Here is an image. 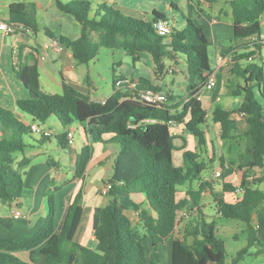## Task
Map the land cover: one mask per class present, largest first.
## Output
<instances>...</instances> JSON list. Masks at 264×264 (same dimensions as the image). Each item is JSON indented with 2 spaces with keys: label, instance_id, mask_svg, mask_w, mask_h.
Masks as SVG:
<instances>
[{
  "label": "trees",
  "instance_id": "trees-1",
  "mask_svg": "<svg viewBox=\"0 0 264 264\" xmlns=\"http://www.w3.org/2000/svg\"><path fill=\"white\" fill-rule=\"evenodd\" d=\"M197 1L210 6L216 2ZM54 2L61 12L73 16L81 26L79 37L60 35L57 38L79 64H88L104 46L125 50L133 61H138L144 53L149 54L156 75L169 71V61L178 64L184 59L188 74L195 76L196 81L188 86L187 100L154 106L117 90L113 74V94L104 101H96L65 80L62 93L43 90L38 64L21 61L14 69L27 96L17 101L18 108L41 124H46L52 116H56L64 128L77 121L89 140L77 155L75 178L84 177L94 143L115 145L118 151L112 161V173L103 182L111 183L112 189L107 194L109 202L97 214L95 247L68 237L82 190L72 199L63 229L58 232L61 214L55 194L49 192L60 191V187L50 183L44 191L49 203L45 222L31 235L0 234V264H158L162 247L174 236L170 264H226L225 241L217 237V222L209 219L202 205L203 193L209 190L221 217L246 224L248 244L237 252L231 264L242 260L251 246L264 244V190L259 188L264 182V59L262 55L257 61L249 59L253 53L264 52L260 36L257 40L250 38L263 34L264 0L229 2L232 38L237 46L231 48L234 64L227 79V89L231 96L243 100L233 109L218 104L211 113L221 139L236 138L238 126L233 113L243 114L246 134L250 138L248 154L252 159L240 183L245 192L233 200L226 197L237 186L226 182L223 175L220 178L210 176L193 188L208 165L200 160L201 155L196 149L207 145L205 125L208 122V111L196 94L213 73L209 53L213 42L204 25L186 17L183 28L172 26L170 35L166 36L158 33L155 24L167 17L156 11L155 21L150 22L122 14L97 0ZM8 21L25 24L28 27L26 34L39 30L36 6L32 2L10 3ZM47 34L55 37L50 31ZM87 82L91 85L89 74ZM145 83L158 90L149 81ZM167 95L170 102L175 101L172 91ZM171 122L181 125L183 131L194 137L195 150L186 149V139L183 146H175V139L184 137L172 131ZM33 133L31 124L0 104V200L9 205L20 206L23 198V168L30 159L24 156L17 162L15 154L25 151L28 146L25 136L32 137ZM60 138L69 142L66 131ZM48 139L49 136L40 135L34 140L36 144L30 145H42ZM174 149H184L183 166L175 164ZM249 176H253L252 180ZM219 179L222 180L220 192L213 187L214 183L219 184ZM182 186L189 187L184 196H180ZM120 191L144 197L145 208L133 204L135 211H139L136 222L125 213L127 207L120 201ZM190 204L191 212L180 217L181 211L188 210ZM149 247L152 249L150 256ZM22 252L29 253L28 259L21 256Z\"/></svg>",
  "mask_w": 264,
  "mask_h": 264
},
{
  "label": "crops",
  "instance_id": "crops-1",
  "mask_svg": "<svg viewBox=\"0 0 264 264\" xmlns=\"http://www.w3.org/2000/svg\"><path fill=\"white\" fill-rule=\"evenodd\" d=\"M111 1L113 0H104L106 4ZM230 1L231 0H216V2L211 6L205 2H199L197 0H195L193 3H189L190 6L191 4H193V7L191 6V10H195L192 12L193 19L197 23H201L204 25L206 34V30H208L209 28L211 32V36L209 37L212 39L215 51V56L212 57L211 50L209 48L210 62L213 69L212 74H215L217 83L215 87L211 89L202 87L200 91L196 94L208 111V119L209 116H211V113L215 106L221 104L223 96H230L227 89V79L230 75L231 64H233L234 61H229V63L225 62L221 64V61L219 60L220 58H231V56L234 55V52L233 50H231V48L235 49L237 46V42L232 37L228 42H226L224 41L225 39H223L222 41L220 36L223 30L226 29V27L232 29L233 34V20H231V22H227V20L224 19L226 18V16H231L229 3ZM114 3L119 8H121V10H123L125 15L150 22L155 21V11L161 14H165L167 20L170 21L168 13L171 10L174 11L179 8L177 0H114ZM50 4L51 3L49 2L48 6L46 7H43L41 4H38L40 6L39 8H36L39 30L37 34H35V36H30V34L29 36H27V34L8 35L10 36L9 46L12 52L13 59H18V65L21 61H28L29 63L36 62L38 64L40 72L41 88L45 91H49L52 93L60 92V90H63V80H65L78 91L90 94L93 100L104 101L108 97H104L102 99L95 98V91L93 90L94 86L90 85L87 82V75L89 74L87 66L85 64H79L73 58L71 51H69L68 49L64 48L62 52H58L52 47L51 38L53 37H50L47 34V31L52 32L55 35L54 38H58L60 35L66 34H63L62 31L61 33H58L56 30H54V25L56 22H58L59 16H54L53 12L48 10L49 8L47 7H49ZM263 17L264 14L262 16V19ZM196 18L198 19L196 20ZM0 19L9 20V15L7 17H0ZM170 23L172 24V26L175 27H177L178 24L180 26L178 28L180 29L183 28L185 25V21L183 23H179L176 17L175 22L173 23L170 21ZM41 32L44 33L45 36L39 39L38 35ZM80 33L81 29L79 34H76L74 35L75 37L71 38L79 37ZM6 36L7 35H3L2 37V42L4 44L3 50H1L0 52V72L3 73V79L5 80L4 82L0 80V104L3 107L12 110L16 116H18L27 124H31L33 122L32 117L21 111L17 106V101L27 96L25 88L23 86H20L21 84L19 83L17 89L13 91L8 81L5 69H3V65L5 64V52L8 49L5 46ZM241 52L242 51H240L239 53ZM149 57L150 56H148L146 53L142 54L138 61H133L134 69L131 75H121L139 80L142 86L149 88L145 83L147 80L153 86L157 87L158 90L165 92L172 91L175 96H177L178 94L176 93L177 88L181 90H187L189 84L195 83V76H189L187 68L185 72L184 70L180 71L181 69H183H180V67L181 61H185L184 59H181L178 64H175L170 61L168 62L170 68H178V70H174L173 72L167 71L160 75H156L155 64L153 60H150ZM150 61H152V66L149 65ZM48 62H51L56 67L57 71L61 74V80L58 79V76L55 74V72L51 70ZM18 65L14 64L13 66H15L16 68ZM149 67L151 71H149ZM180 74L182 76H180ZM41 81L46 82V87L45 85L43 87ZM4 83H9V87H5ZM179 100L180 98H176L175 101H172L169 104L175 103ZM185 100H187V97ZM242 100V97H240L238 103L236 104V100L231 99L229 106L226 108H236L242 102ZM233 118L237 121L241 118L244 119L238 113H233ZM242 122H244L245 124V121L242 120ZM46 125L52 129L51 126H49L48 124ZM172 127H175L176 129L174 133L183 136V128L181 125H172L171 129ZM212 128H215V131L219 132L217 124H215ZM52 131L53 134L49 136L48 141L44 144H37L33 146L30 145L32 148H29L28 155L26 156L30 159V163L26 166L27 170L25 169V175L27 176L26 184H24L23 189V193L25 195L20 201V206L14 204L12 209L9 211L10 213L8 215H5L4 217L0 215V234L9 235L13 237H22L30 235L27 233L30 229H33L35 227V220L41 218V214L46 213V200L43 194L48 185L50 183H53L54 186L60 187V191L58 192L61 193L64 198V202L62 203L64 210L62 213L60 210V200L57 203L58 211H60L61 214L59 215L58 219L57 231H62L66 216L70 209V203L72 202V199L74 198L75 194L79 190H82V198L80 203L76 207L74 219L70 231L68 233V237L72 241H76L82 245L94 247V230L97 214L99 212V209L109 202V197L101 193V188L104 184V180L109 178L112 173V161L115 157L116 152L118 151V147L115 145L104 143L96 144V146L93 145L94 153L90 162L88 163L84 177L75 178L74 175L77 155L81 151L82 147L89 143V140L87 139L86 134L84 132V140L82 142L83 145H80L81 147H77L75 141H73V143H66L64 138H60L62 132L60 134H56L53 129ZM64 131L67 132L68 129H65ZM53 137H55V142H52ZM208 137L209 136L207 135V146L210 145ZM193 141L195 143V140ZM98 151H101V154H99ZM17 160L20 161L21 159L19 160L16 157V161ZM98 166H102L103 169L108 170V175H100L99 178V170L95 171ZM208 177L210 176L203 175L201 180L194 182L193 188H197L202 181L208 180ZM25 186L31 188L30 193L25 191ZM213 187L216 189V191L220 192L221 187H219V190V188H217V183H214ZM181 189L180 191H182ZM187 189L188 188H184L185 193ZM206 192L208 191H205L203 193V196ZM185 193L183 194V196L185 195ZM120 196L124 197H120L121 200L125 199L127 201V203L125 204L127 207L125 213L130 216V218H132L134 222H136L137 219L134 216L135 209L133 208V204L136 203L141 205V207L145 208L146 205L142 204L145 200L144 197L140 194H128L125 191H120ZM2 205L3 204L1 201L0 208L2 207ZM67 207H69V209L68 212L65 214ZM15 209L22 210L25 213L26 217L22 219H13L11 217V213ZM12 220L16 222H12ZM174 238L175 236L172 237V240ZM148 242L149 240L146 241V243ZM167 243L164 247H162V249H167ZM24 253L28 252H22V257H24Z\"/></svg>",
  "mask_w": 264,
  "mask_h": 264
},
{
  "label": "rangeland",
  "instance_id": "rangeland-1",
  "mask_svg": "<svg viewBox=\"0 0 264 264\" xmlns=\"http://www.w3.org/2000/svg\"><path fill=\"white\" fill-rule=\"evenodd\" d=\"M15 1L32 2L35 4L36 8L37 7L39 8L40 5H38V4H41L43 7H46V6H48V4L50 2L51 4L49 5V7H47V8H49L48 10L53 12L54 16L55 15L59 16L58 22H56L54 25V30H56L58 33H61V31H62L63 34H66L69 37H75L74 35L79 34V32H80V29H81L80 24L74 19L73 16L61 12L56 7L54 0H0V17H7L9 15L8 5L12 2H15ZM64 1H69V0H64ZM97 1H99L101 4L105 3L104 0H97ZM151 1H153V0H151ZM177 3L179 5V8L177 10H174V11L171 10L168 13L169 14L168 17H169L171 22H173V23L175 22V17H176L177 21H179V23H183L185 21L186 17L193 18L192 12L195 10H193V9L191 10V6L189 5V3H190L189 0H177ZM107 5L112 7L113 9L119 11L120 13L125 14L123 12V10H121V8H119L114 3V0L107 3ZM228 17L229 16H226V18H224V19H226L227 22H231L232 16H230L229 18ZM197 19L198 18H196V20ZM262 23H263L262 24L263 25L262 30H263V34H264V17L262 19ZM178 27H180V26L177 24V28ZM206 31H207L208 36H211V32H210L209 28ZM29 33H30V36L31 35L35 36V34H37V33H33V32H29ZM27 36H29V34H27ZM44 36H45L44 33L41 32V33H39L38 38L41 39ZM220 36H221L222 41H223V39H225L224 41L228 42L232 37V29L226 27V29L223 30V32ZM2 37H3V34L0 33V52H1V50H3V44H4L2 42ZM95 38H97V35H95ZM5 42H6L5 46L8 49L5 52V58H4L5 64L3 65V69H5L6 75L8 77V81L10 83V86H11L12 90L14 91L17 89V86L19 85V83L21 84V82L19 81V79L16 75V72L14 69L15 66H13L15 58L13 59L12 52H11V49L9 46L10 45V36H8V35L6 36ZM209 48L211 50V56L214 57L215 51H214L213 43ZM147 55L150 56L149 54H147ZM252 55H253L252 61H257L258 57H259V53L258 54L253 53ZM262 55L264 58V52ZM149 58H150V60H152L151 56ZM231 59H232V61H234L233 56H231ZM16 60H18V59L16 58ZM151 62L152 61H150L149 65L152 66ZM48 64H49L51 70H53L55 72V74L58 76V79L61 80V78H62L61 74L57 71L56 67L51 62H48ZM233 64H231V69H232ZM86 66H87L88 73H89L90 83H91V85L94 86L93 90L95 91V98H97V99L109 97L113 93V82H112L113 74H115L116 77L120 76L121 74L131 75V73L134 69L133 68V58L125 50H123V49H112V48H108V47H104V46L100 47L96 57L93 60H91L88 64H86ZM181 68H183V69H181ZM186 68H187V64L185 61L182 60L180 71L184 70V72H185ZM148 69H149V71H151L150 67ZM180 76H182V75L180 74ZM0 80H2L3 82L5 81L3 79V73H1V72H0ZM41 82H42L43 87H44V85L46 87V82L45 81H41ZM9 83H4V86L8 88ZM20 86H23V85L21 84ZM93 90H92V92H93ZM61 91H63V90H60V92H58V93H62ZM176 93H178V94L175 97L177 99L180 98L179 101L185 100L188 93H189V89L187 88V90H181V89L177 88ZM231 99H235L236 104H237L240 97H234V96L231 97V95L230 96L225 95V96H223L221 104L224 105L225 107H228ZM242 120L244 121V119H242V118L238 121L236 120L237 126H238V133L236 135V138H234L232 140H223L220 138L219 132H216L215 128H212L215 125V123L212 121L211 116H209L208 122L205 125V127L207 130V135L209 136L208 138H209L210 145L209 146L200 145L199 147L196 148L197 152L201 155L200 160L204 161L208 164L206 169L203 171V175L212 176L215 168L222 167L224 180H226V182H229V183L233 184L234 186H238L241 183V181L243 179L242 178L243 172H244V170L247 169L246 166L249 165V163L252 159L251 155L248 154V148H249L250 143H251L250 138L246 134V125L244 124V122H242ZM46 124L51 126L56 134H60L65 129L73 128L74 129L73 141H75V144L77 147H79L80 145L81 146L83 145L82 142L84 140V131H83L82 126L77 121H74L72 124H70L66 128H64L62 126L61 122L58 120V118L56 116H52L48 119ZM172 131L173 132L176 131L175 127H172ZM39 137H40V134H37V133H33L32 137L25 136V141L28 144V146L26 147L24 152H17L15 154V156L19 160L22 159L24 156H27L29 148H32L30 146V144H36V142H34V140L39 138ZM183 137H184V139L183 138L175 139V146L176 147L183 146L185 143V139H186V147H187L186 149L195 150L196 142L194 143V141H193V140H195L194 137L185 131H183ZM52 140H53L52 142H55V137H53ZM96 144H99V143H94L93 145L96 146ZM183 150H177V149L173 150V156H174L173 159H174L175 164L178 166H183L185 164L184 158H183ZM98 153L101 154V151H98ZM25 169H26V167L23 168V170H24L23 171L24 184H26V180H27V176L25 175L26 174L25 171L27 169L26 170ZM97 170H99V174H98L99 178H100V175H103V176L108 175V170L103 169L102 166H100V167L98 166L95 171H97ZM256 172L259 173L260 170L257 169ZM218 181H219V184H218L217 188L221 187L220 183L222 182V180L219 179ZM30 182H28V183H30ZM182 188L183 189H181L182 191H180V196H183V194L185 193L184 188H189V187L188 186H182ZM259 188L264 190V182L259 184ZM30 189L31 188L26 187L25 191L30 193ZM219 190H220V188H219ZM210 191L211 190L206 192L202 198V205L204 206L203 209H204L205 213L210 217L209 218L210 220L211 219L216 220V222H217L216 235L218 238H221L225 241L226 251H227L226 252V264H231L233 259L236 257L237 252L240 249L244 248L248 244L247 231L245 230L246 224L240 220L221 217L216 210L215 199L213 198V195L210 193ZM49 193L55 194L57 203L60 200V204H61L60 210L62 213L64 210V207L62 205V203L64 202L63 195L61 193H59L58 191L56 192L54 190H50ZM119 194H120V192H119ZM24 195L25 194L23 193V196ZM43 195H44L45 200H46V213L41 214L42 217L35 220V222H34L36 224L35 227L33 229H30L27 234L31 235V233H34L35 231H37L42 226V224L45 222V219L49 213L48 197H47V195L45 196V194H43ZM123 196H120V197L122 198ZM125 196H126V194H125ZM120 201L124 205L127 203V201L125 199L124 200L120 199ZM0 202H1V200H0ZM2 204L3 205L0 208V215L2 217H4L5 215H8L10 213L9 211L12 209L14 204L9 205L3 201H2ZM191 207H192V205L190 204L188 206V211H190V212H191V210H190ZM68 209H69V207L66 208L65 214L68 212ZM15 210H17V209H15ZM14 211H12V213H11V217L13 219H14V216H13ZM181 216H183V215L180 214V217ZM12 222H16V221L12 220ZM178 231H179V229H178ZM141 232H142V230H141ZM171 242H172V238L168 240L167 249H161V259H160V262L158 264H170ZM151 250H152L151 247H149V250H148L149 256L151 255V252H152ZM23 256H24V258L28 259L29 253H24ZM236 264H264V244L251 246L249 248V253H247L244 256V258Z\"/></svg>",
  "mask_w": 264,
  "mask_h": 264
},
{
  "label": "built area",
  "instance_id": "built-area-1",
  "mask_svg": "<svg viewBox=\"0 0 264 264\" xmlns=\"http://www.w3.org/2000/svg\"><path fill=\"white\" fill-rule=\"evenodd\" d=\"M155 25L160 35H166V36L170 35L172 31V24L170 23V21L160 20ZM27 32H28V27L23 23L10 22L8 20L0 19V33H2L3 35H13V34H18V35L23 34L24 35ZM259 36L262 39V42L264 43V34L262 35L255 34L251 36L250 38L252 40H257ZM51 45L58 52H62L64 50L62 43L57 38H51ZM249 59L251 60L253 59V57H250ZM219 60L221 61V64L225 62L229 63V61H232L231 58L229 59L220 58ZM14 64L18 65V60H15ZM174 70H178V68L176 69L172 67L169 69L170 72H173ZM216 81L217 80H216L215 74H211L208 80L206 81V83L203 85V87L211 89L215 87L217 83ZM115 87L117 90H120L121 92L128 93L134 100L145 102L150 105L162 106V105L170 103L167 92L160 91V90H154L152 88H146L141 85L139 80L125 77L123 75L116 77ZM240 116L243 117V114H240ZM172 125H177V123L171 122V126ZM31 129L34 133L44 135V136H51L53 134V131L50 127L46 126L45 124H41L37 121H33L31 123ZM67 135H68L69 142L73 143L74 130L68 129ZM0 140H1V136H0ZM222 175H223V168L217 167L215 168L212 174V177L220 178ZM252 178L253 176L248 177L249 180H252ZM111 189H112L111 183L103 184L101 188V193L103 195H107ZM244 192H245V187L239 184L232 193H230L227 197L226 196L225 197L228 200H233L235 198L241 197L244 194ZM180 214L187 215L188 210L184 209L183 211H181ZM13 216H14V219H22L26 217L25 213L20 209L15 210L13 212ZM134 216L136 219H138L139 211H135Z\"/></svg>",
  "mask_w": 264,
  "mask_h": 264
}]
</instances>
